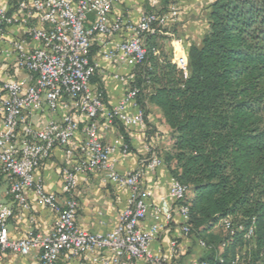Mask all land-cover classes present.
<instances>
[{"label": "built area", "instance_id": "built-area-1", "mask_svg": "<svg viewBox=\"0 0 264 264\" xmlns=\"http://www.w3.org/2000/svg\"><path fill=\"white\" fill-rule=\"evenodd\" d=\"M12 1L16 2L12 12L0 10V39L14 26L21 27L24 35L12 39L2 52L10 65L7 78L0 75V184H6L8 200L0 203V262L8 252L28 256L36 251L39 264H173L156 260L150 246L164 224L173 220L174 209L188 235L187 188L173 178L169 196L174 208L164 204L155 212V223L142 229L149 215L142 177L145 170L154 171L163 162L151 151L139 168L121 175L114 169L112 156L117 149L123 156L129 154L124 137L107 145L100 134L115 124L146 129L145 114L136 103L139 91L130 84L134 70L144 63L146 37L167 36L174 49L182 47V40L170 31L179 21L178 8L153 9L132 22L114 14L125 0ZM150 1L158 4V0ZM96 57L129 69L125 76L114 74L125 92L113 107L107 106L105 94L92 84L100 72ZM176 63L186 77L187 57L176 52ZM38 117L46 119L42 125L35 123ZM57 149L71 162L61 169L63 201L45 190L38 173ZM96 171H108L112 182L130 191L117 226L106 234L85 231L75 221L77 177ZM29 192L55 216L53 230L48 235L30 230L13 240L9 223L29 210ZM224 225L230 228L229 221ZM252 233L249 230L247 238Z\"/></svg>", "mask_w": 264, "mask_h": 264}, {"label": "trees", "instance_id": "trees-1", "mask_svg": "<svg viewBox=\"0 0 264 264\" xmlns=\"http://www.w3.org/2000/svg\"><path fill=\"white\" fill-rule=\"evenodd\" d=\"M207 21L187 48L186 77L172 38L148 36L130 86L146 127L154 106L171 130L162 159L189 192L188 236L205 251L198 264H264V0H214Z\"/></svg>", "mask_w": 264, "mask_h": 264}, {"label": "crops", "instance_id": "crops-1", "mask_svg": "<svg viewBox=\"0 0 264 264\" xmlns=\"http://www.w3.org/2000/svg\"><path fill=\"white\" fill-rule=\"evenodd\" d=\"M191 1L188 5L184 4L179 15L178 22L182 23L181 38L179 39L182 40L183 45L181 48L175 46L176 52L186 57L187 48L193 44L199 45L208 32L207 15L209 6L214 0ZM12 2V0H0V10L12 12ZM194 3H197L200 8H195ZM168 7L166 5L161 6V0H158L156 6H153L150 0H125L115 8L114 14L122 15L132 22H137L143 13L153 9L165 11ZM202 9L207 13L204 21L201 19L202 15H200ZM23 35V29L14 26L8 28L5 36L0 39V75L3 79L7 78L6 70L10 63L5 60L2 52L5 48H8L12 39L23 37ZM95 50L96 47H94L93 52ZM95 59L100 62V72L94 77L92 84L98 88L102 86L107 106L113 107L125 92V86L114 78V74L125 76L128 74L129 69L103 62L97 57ZM130 111L134 112L133 109H130ZM44 120L46 119L38 117L35 118V123L42 125ZM147 123L148 127L146 129L125 128L132 151L123 156L120 150L117 149L112 156L114 169L119 174L126 175L134 172L143 162L149 159L151 151L159 155L163 162V153L170 149L171 130L166 125L161 112L154 106L148 107ZM100 135L105 144H112L121 135L119 124H115L107 130H102ZM82 137L83 135L79 131L77 139L80 140ZM70 165L71 162L63 151L57 149L38 172L43 180L45 190L58 195L62 201L64 198L62 196L61 169ZM77 178L78 187L75 196L78 202V210L75 218L76 224L81 229L91 233L106 234L111 232L117 226L120 215L127 206L130 195L129 189L120 188L112 182L108 171H96L88 175H79ZM172 179L173 177L164 162L154 171H144L141 187L148 193L146 204L148 205L149 215L142 224V229L146 230L155 223V212L164 204H169L174 208V202L169 196ZM27 197L30 204L29 210L20 212L18 217L9 223V233L13 240L23 238L30 230L44 235L50 234L53 230L55 216L38 202L34 193L29 192ZM183 225V220L174 209L173 220L168 224H164L162 231L151 243V251L156 260L173 264H193L204 255L205 251L200 243L193 237L183 233ZM215 233L219 234L220 228H216ZM173 243L175 247H173ZM0 264H39L38 252L33 251L28 256L8 252Z\"/></svg>", "mask_w": 264, "mask_h": 264}, {"label": "rangeland", "instance_id": "rangeland-1", "mask_svg": "<svg viewBox=\"0 0 264 264\" xmlns=\"http://www.w3.org/2000/svg\"><path fill=\"white\" fill-rule=\"evenodd\" d=\"M189 2H192L191 0H161V6L162 5H166V6H170V5H175L178 8V12L180 15V12L183 9L184 4L188 5ZM197 3H194L195 8H200L199 5H197ZM207 13H205V11L202 9L200 10V15H202V20L204 21V18L206 16ZM181 22H177L176 24H174L172 26V28L170 30H172L171 32H174L173 35L176 39L181 38ZM170 38V37H169ZM6 190V184L1 183L0 184V203H7V199L4 196V192ZM189 192L187 193L188 196ZM186 264V263H185Z\"/></svg>", "mask_w": 264, "mask_h": 264}]
</instances>
